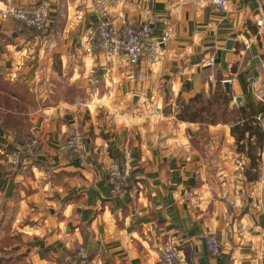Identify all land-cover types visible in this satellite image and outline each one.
I'll use <instances>...</instances> for the list:
<instances>
[{
	"label": "crops",
	"instance_id": "1",
	"mask_svg": "<svg viewBox=\"0 0 264 264\" xmlns=\"http://www.w3.org/2000/svg\"><path fill=\"white\" fill-rule=\"evenodd\" d=\"M8 6H44L45 32L7 18ZM153 17L162 22L136 68L87 52L104 21ZM219 81L227 114L259 111L237 123L251 129L239 144L233 121L177 119L180 103L210 100ZM4 100L0 264H161L170 244L184 264H264V0L226 13L211 0H0ZM71 127L79 155L62 147ZM29 136L32 157L18 152ZM122 163L141 190L110 197L106 168ZM78 248L85 262H69Z\"/></svg>",
	"mask_w": 264,
	"mask_h": 264
},
{
	"label": "built area",
	"instance_id": "2",
	"mask_svg": "<svg viewBox=\"0 0 264 264\" xmlns=\"http://www.w3.org/2000/svg\"><path fill=\"white\" fill-rule=\"evenodd\" d=\"M249 3L257 0H211L212 5L220 13H226L229 10V3ZM5 15L14 21L20 22L26 28L35 30L36 32H45L47 28L48 13L44 6L34 8H17L8 6ZM162 22L159 18L153 17L150 21L137 25L132 20H124L119 24L113 21H104L97 31L95 39L89 40L88 53L98 52L103 54L107 59L116 56L124 57L127 64L136 68L140 61L146 55V52L151 47L153 26ZM214 59L210 57L207 60V65L212 66ZM252 81L255 82L254 79ZM82 146L81 135L78 130L71 127L66 132V137L63 142V149L67 153L79 155ZM39 141L35 136H29L25 139L24 144L18 146V152L32 157L39 150ZM107 184L109 187V196L115 197L127 192L138 194L141 187L138 183H131L128 179V171L125 163L112 164L106 168ZM207 250L211 256L216 257L221 252V244L213 235L206 238ZM87 258L86 251L83 248H78L74 258H67L73 263L74 259L79 262H85ZM161 264H184L179 249L175 244H170L158 254Z\"/></svg>",
	"mask_w": 264,
	"mask_h": 264
},
{
	"label": "trees",
	"instance_id": "3",
	"mask_svg": "<svg viewBox=\"0 0 264 264\" xmlns=\"http://www.w3.org/2000/svg\"><path fill=\"white\" fill-rule=\"evenodd\" d=\"M4 90H6L7 95L11 94L8 93L10 89L5 88ZM3 99H6V97ZM230 99V95L224 91L222 84L219 81L215 93L210 100H207L202 95H199L187 103H180L177 119L184 122H194L206 126L220 123L226 124L229 123V121H233L231 134L235 138L237 144H239L241 141H246L244 138V133L249 130L251 131V129H249L246 124H242L241 126V124L237 123L247 119V117H256V114L259 111H254L250 107V113L248 114H246L244 108L232 110L231 114H227L226 105ZM0 102L3 106H5V108H10V103L8 101L4 100V102ZM261 110L263 111L264 109L262 108ZM235 116L238 117L236 121ZM11 120L12 118L9 119V121Z\"/></svg>",
	"mask_w": 264,
	"mask_h": 264
},
{
	"label": "water",
	"instance_id": "4",
	"mask_svg": "<svg viewBox=\"0 0 264 264\" xmlns=\"http://www.w3.org/2000/svg\"><path fill=\"white\" fill-rule=\"evenodd\" d=\"M223 55H224V54H223ZM223 55H222V56H223ZM223 86H224L226 92L228 93V91H229V83H228V82H224V83H223Z\"/></svg>",
	"mask_w": 264,
	"mask_h": 264
}]
</instances>
